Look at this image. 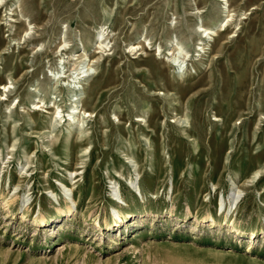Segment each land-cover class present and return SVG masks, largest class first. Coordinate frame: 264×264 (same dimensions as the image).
<instances>
[{
    "label": "rangeland",
    "instance_id": "rangeland-1",
    "mask_svg": "<svg viewBox=\"0 0 264 264\" xmlns=\"http://www.w3.org/2000/svg\"><path fill=\"white\" fill-rule=\"evenodd\" d=\"M0 264H264V0H0Z\"/></svg>",
    "mask_w": 264,
    "mask_h": 264
},
{
    "label": "bare ground",
    "instance_id": "bare-ground-1",
    "mask_svg": "<svg viewBox=\"0 0 264 264\" xmlns=\"http://www.w3.org/2000/svg\"><path fill=\"white\" fill-rule=\"evenodd\" d=\"M229 23L227 22L226 23V25H228ZM200 27V26H199ZM201 31L203 32V33H207V34H214V32L212 31V29H210V28H206V29H202L201 28ZM103 40V39H102ZM100 48H105V46L103 45V44H100V46H99ZM135 48H137V47H135ZM177 49V48H176ZM169 54H173V53H169ZM173 62V61H172ZM179 63V62H178ZM7 87V85H4V87L3 88H6ZM7 91V90H6ZM79 101V100H78ZM35 108H38L37 106L35 107ZM72 108H74V106H72ZM77 108V107H76ZM70 113H79V114H82L81 113V110H79V109H73V110H71V112ZM90 115H92V114H90L88 111H83V114H82V117L83 118H86V117H89ZM61 118H63L61 115H57V116H55L54 117V119L52 120V121H55V122H58ZM216 120H218V118H215ZM68 120H70V121H74L75 119H73L72 117H69L68 118ZM141 120V119H140ZM240 198H241V195L237 192V191H234L233 192V194H232V206H234V205H238L239 204V200H240ZM69 211L71 212V208H69ZM62 249V248H61Z\"/></svg>",
    "mask_w": 264,
    "mask_h": 264
}]
</instances>
